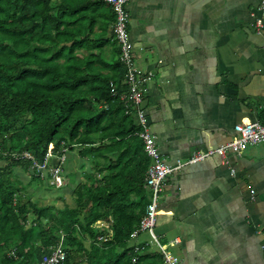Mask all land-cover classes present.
Returning <instances> with one entry per match:
<instances>
[{"label":"trees","instance_id":"16d2710c","mask_svg":"<svg viewBox=\"0 0 264 264\" xmlns=\"http://www.w3.org/2000/svg\"><path fill=\"white\" fill-rule=\"evenodd\" d=\"M101 1L0 0V264H39L57 244L59 264H163L129 245L150 193L144 171L123 172L139 127L110 92V82L124 88L125 68L115 36L106 58L93 31ZM50 142L80 158L71 202L23 156L41 161ZM34 188L56 189L61 205Z\"/></svg>","mask_w":264,"mask_h":264},{"label":"crops","instance_id":"0c3cea01","mask_svg":"<svg viewBox=\"0 0 264 264\" xmlns=\"http://www.w3.org/2000/svg\"><path fill=\"white\" fill-rule=\"evenodd\" d=\"M259 2L128 0L135 61L155 73L143 107L167 163L228 142L239 121L264 123V10L260 33L251 15ZM94 6L93 31L110 58L115 13L104 1ZM134 137L130 154H137L123 172L146 175L150 159ZM226 158L185 164L162 185L155 232L182 264H264V141ZM79 163L67 150L65 187L70 171L79 179ZM56 164L53 157L49 165ZM129 245L158 251L146 232Z\"/></svg>","mask_w":264,"mask_h":264},{"label":"built area","instance_id":"2783aa9c","mask_svg":"<svg viewBox=\"0 0 264 264\" xmlns=\"http://www.w3.org/2000/svg\"><path fill=\"white\" fill-rule=\"evenodd\" d=\"M103 1L109 5L115 13L113 32L116 44L119 48V60L125 68L123 79L124 88L120 90V92H117L114 82H110V92L112 95H118V98L127 106V109L133 108V113L136 117V124L139 127L136 134L142 141L144 153L150 159L144 180V185L150 193L149 202L145 207L144 214L138 226L131 232L130 238L134 239L140 232H146L150 237L151 243L156 244L158 251L162 255L164 264H182L178 256L168 249V245L160 242L155 232L160 193L165 179L183 165L194 163L211 155H218L225 162H227V152L241 156L249 145L264 141V123L257 120L239 121L234 125V133L228 142L216 147H209L206 150L196 151L186 161L177 160L175 164L167 163L162 156L155 136L150 130L143 107L147 84L155 77V73L151 70L142 68L135 61L133 55L134 46L129 38L128 31L130 20V14L127 9L128 0ZM263 10L264 0H260L256 11L251 13L254 18V26L257 33H260L263 21L262 15L259 14V11L261 12ZM59 150L60 153L57 152L54 143L50 142L41 161L34 159L28 152L23 153V156L33 161L34 166L41 173V176H49L50 184L57 188L63 187L68 182V178L64 173L68 149L67 147L62 146ZM53 157H56L57 164L50 166L49 162ZM232 172L234 173L233 169ZM134 247L135 250H142L144 246L134 245ZM261 248L264 252V238ZM65 255L66 253L61 244L48 247L42 252L39 264H59L64 260ZM135 260L136 257H133L132 261Z\"/></svg>","mask_w":264,"mask_h":264},{"label":"rangeland","instance_id":"374dc122","mask_svg":"<svg viewBox=\"0 0 264 264\" xmlns=\"http://www.w3.org/2000/svg\"><path fill=\"white\" fill-rule=\"evenodd\" d=\"M70 168L73 169L74 167L77 168V163L75 161H72V159H70ZM3 163L2 160H0V165ZM74 187V184L73 186H67V187H64L62 188L61 191H63L66 199L68 202H71L70 200V192H72V188ZM37 189V188H36ZM34 188V196L33 198L37 199L40 203H55L57 205H61V201H59L57 198H56V195H57V190H46V189H42V188H38L36 190ZM78 195V194H76ZM150 248H154L153 244L151 245Z\"/></svg>","mask_w":264,"mask_h":264}]
</instances>
